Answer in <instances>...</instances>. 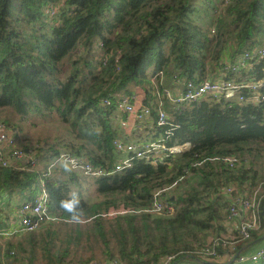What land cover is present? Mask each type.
<instances>
[{"label": "trees", "instance_id": "obj_1", "mask_svg": "<svg viewBox=\"0 0 264 264\" xmlns=\"http://www.w3.org/2000/svg\"><path fill=\"white\" fill-rule=\"evenodd\" d=\"M219 2L217 9L215 0H0V115L11 110L22 120L31 112L55 111L71 136L63 146L58 142L61 148L41 141L30 146L27 140L22 150L35 151L39 160L35 171L0 166V192L10 199L22 196L32 201L43 186L53 217L37 230L0 242V264H11L13 250L28 253L26 264H35L36 248L45 254L42 264H70L65 253L55 250L46 257V250L55 248L56 239L68 244L74 237L81 239L79 222L59 206L74 196L80 200V221L97 217L85 228L99 238L108 261L159 264L166 256H172V262L189 256L217 264L201 258L204 245L217 242L222 249L231 202L223 191L230 187L235 195L249 196L257 187L264 189L259 173L264 170V102L206 97L172 106L164 101L169 122L177 126L166 144L187 147L156 165L135 159L130 168L93 179L99 198L92 203L82 198L87 178L80 172L63 164L49 176L43 174L47 160L61 153L106 168L117 162L114 140L123 134L118 125H111L110 116L122 95L132 96L130 86L142 89L139 102L150 107L157 137L164 129L155 122L151 74L161 72L160 88L180 90L176 79L204 80L222 54L231 59L264 46V0ZM210 13L216 15L212 18ZM206 25L216 36H208ZM98 44L99 57L94 54ZM249 63V79L264 77V59ZM14 123L11 117H0V127L20 131ZM11 135L14 142L21 141L18 132ZM228 156L236 159L231 167L221 160ZM190 173L198 175L199 188L191 186L178 196L164 194L166 203L173 205L171 214L137 213L150 206L158 189ZM121 208L125 213L109 214ZM259 216L252 240L264 231V198ZM59 223L72 226L74 232L61 233L55 226ZM46 224L47 229L35 233ZM92 261L88 257L82 263Z\"/></svg>", "mask_w": 264, "mask_h": 264}, {"label": "built area", "instance_id": "obj_2", "mask_svg": "<svg viewBox=\"0 0 264 264\" xmlns=\"http://www.w3.org/2000/svg\"><path fill=\"white\" fill-rule=\"evenodd\" d=\"M211 34L214 33V28ZM101 48V44H98ZM252 59H264V46L254 48L251 51H245L241 54L234 55L233 58L227 59L225 54H222L218 61V76L213 79L206 77L200 82H194L179 78L174 81L175 84H181L180 90L172 91L170 88H160L163 84V77L161 72L153 73L149 76V81L153 85L151 95L156 101L155 122L156 125L164 129V132L159 136H154L151 140L146 139H129L127 134L122 135L121 138L114 140V146L119 153L117 162L109 168L96 166L92 162L75 155L61 153L53 159L47 161L46 172L43 176L47 177L59 166L66 164L71 170H75L83 174L86 178L96 179L105 177L117 172H121L130 168L135 159H144L153 165L161 163L170 155L180 152L187 145H173L167 146V141L172 135V130L177 127L169 122L168 114L163 108L164 101L178 106L182 103L197 102L206 97L219 100L221 98L226 100H233L239 103H258L264 102V77L258 80L249 79L248 71L251 69L250 61ZM248 70V71H247ZM245 72L241 75V72ZM239 79V80H237ZM245 91V93H244ZM137 98L132 95H122L118 101L117 109L123 113H132L139 122L145 121L150 116V107L141 105L135 107ZM107 103V102H106ZM122 127L123 124L121 123ZM10 130L5 127H0V166L11 167L19 170L35 171L39 160L36 158L35 151L20 150L15 147V142L12 138ZM230 167L235 163L236 159L228 156L221 159ZM50 178V177H49ZM181 178L178 179V181ZM177 181L171 185L158 189L155 192L154 200L150 206L138 210L137 212H149L153 214L168 213L171 214L173 205L166 203L167 199L164 194L175 187ZM43 185V182L42 184ZM38 191L36 197L32 201H24L19 205V220L17 226L10 229L0 230L2 236H19L28 231L39 229L44 223L53 219L50 214L48 203V193L43 186ZM264 190L263 187L255 188L249 196L235 195L232 188H225L223 191L225 195L229 196L231 202L228 204V219L241 217L242 221L237 226V240L224 241L221 243V248L224 250L228 247L232 250L233 260L237 262H248L250 264H259L264 262V248L257 249L248 255H241V253L234 254V247L236 241L246 242L251 238V232L258 229L260 226L259 209L261 199L257 197L259 191ZM125 209L121 208L118 211H110L111 216L116 214H123ZM118 212V213H117ZM105 217V214H102ZM97 217H88L87 219L95 220ZM84 219V220H87ZM84 220L79 221L82 223ZM219 245V244H218ZM216 244H207L203 247V257L215 261L221 255V250ZM240 255V256H239ZM172 256H166L159 264H171ZM110 264H117L114 260Z\"/></svg>", "mask_w": 264, "mask_h": 264}, {"label": "rangeland", "instance_id": "obj_3", "mask_svg": "<svg viewBox=\"0 0 264 264\" xmlns=\"http://www.w3.org/2000/svg\"><path fill=\"white\" fill-rule=\"evenodd\" d=\"M220 0H215V5L217 7V9H219L220 7ZM198 6L200 4H197ZM209 14V12H208ZM211 17L213 18L215 14H211ZM205 16L203 13H201V17L200 19H204ZM207 26V25H206ZM205 26V27H206ZM212 27L210 26L208 28V26L206 27V32L208 34L209 37H214L215 32L213 34H211V30ZM214 44V43H213ZM95 47V56L99 57L101 55L100 49ZM93 47V48H94ZM216 50V49H215ZM67 69L69 70L70 67L67 66ZM218 64L215 68H213V70L210 72V74H208V77L213 79L215 76H218ZM131 91L133 92L132 95L137 96V100L134 102L135 103V107L139 106V96L143 97V92L142 89L140 87H136L135 86H130ZM180 88V87H178ZM0 117H4V119H6L7 117H11L12 118V122H17V124L14 123V125L18 126L21 128L20 131H18L16 128L15 130L11 127H7L5 126L6 129L12 130V132H15L19 134L21 141L15 142V146L18 147L20 150H22V146H24L25 142L27 140H29L30 142H32V144H30V146H33V143H36L37 141H41L40 144L42 143H47L48 145L54 144L56 147H59V143H61V145L63 146V143L70 138V134H68V132L66 131L67 127L65 124H62L58 118V114L55 111H43L42 115L40 113L36 114L31 112L30 115H28L25 119H19L18 115L11 110H7V111H2ZM14 119V120H13ZM18 119V121H17ZM110 123L113 127H116L118 125V127L120 128V124L122 123L123 126L122 128L125 130L126 134L128 135L129 139L131 140H137V139H144V137H147L148 139L154 137L157 135V130L155 129L154 125H152V121H150L149 118H147L145 121H143L142 123L139 122L138 120L135 119L134 115L132 113H123L121 111H119L118 109H115L114 112L111 113L110 116ZM150 134L152 136H150ZM124 135V134H123ZM40 144H36L35 146H38ZM28 147V146H26ZM31 149V147L29 148ZM41 152L44 149H40ZM264 153V152H263ZM249 160V159H248ZM264 160V158L262 159ZM43 164V163H42ZM40 168V166H39ZM259 173L262 176V180H264V170H259ZM182 181H177L176 185H175V189L172 188L167 195H170L171 193H175L174 196H178V194H183L185 192L188 191V189L193 186V187H198L199 188V177L198 175H196L195 173H190L187 176H182ZM95 180H93L92 178H88L85 182V184H83L82 186V198L85 199L88 203H92L94 201H96V199L98 200L99 195L95 190ZM181 182V183H180ZM199 183V184H198ZM178 184H180V186L177 188ZM235 187L234 185H230ZM236 190V189H235ZM183 191V192H182ZM182 192V193H181ZM166 195V197H167ZM257 197H260V199L264 198V190L259 191V193L257 194ZM24 197H19V202H21L23 200ZM22 203V202H21ZM227 210H228V206H227ZM139 213V212H137ZM148 213V212H146ZM223 214V212H222ZM102 219H104V217H102ZM113 219V217H110L109 219L104 220V225H107L111 220ZM229 220V219H228ZM93 220L92 219H87L84 220L82 223H78L80 225V230H81V239L79 240L77 237H74V241L70 244L67 243V241L65 239H56V243H55V248L51 249V252L49 253L50 250H46L47 255L46 257H51L53 255V252L55 250H58V253H65L66 254V261L65 262H69L70 264H84L82 263V260L91 257L92 258V262H90L89 264H102L104 263V261L106 260L108 264H110L109 262H112V260L108 261L106 259V257L104 256V252H103V246L99 240V238L96 235H92L91 233L87 232V229L85 227H88L91 224ZM232 223V222H231ZM230 223V224H231ZM224 226L226 228V230L228 229V227L230 226V224L228 225V223L225 221ZM49 224H46L45 226H43L39 231H36L35 233H39L41 232V230H45L48 228ZM56 227H58L60 229L61 233H68L69 231H71L72 233L74 231H72V226H68L66 224H57L55 225ZM222 238L224 239H235L237 238V232H235L234 230H227V232H224L222 234ZM253 240H250L249 242H246V244L251 243ZM5 241H2V244ZM238 243V241H236V244ZM264 244V241H263ZM46 247L50 248L49 243L46 244ZM238 248L236 250H234V254L240 253L239 251H237ZM232 250H230L231 252ZM13 254L11 255V259L10 262L11 264H26V259H27V255L28 253L21 255V253L18 251L16 253L15 250H13ZM242 255V254H241ZM45 254L41 255V251L39 248H36L35 251V255L32 256L33 262L35 264H42L45 261ZM240 256V255H239ZM115 261H117L116 258H113ZM24 260V261H23ZM113 260V261H114ZM5 260L2 259V262H4ZM21 261H23L22 263H20ZM191 259H181L180 261L177 262V264H192ZM57 264H59V262L57 261ZM203 264V263H201Z\"/></svg>", "mask_w": 264, "mask_h": 264}, {"label": "crops", "instance_id": "obj_4", "mask_svg": "<svg viewBox=\"0 0 264 264\" xmlns=\"http://www.w3.org/2000/svg\"><path fill=\"white\" fill-rule=\"evenodd\" d=\"M117 129H118L120 134L126 133L122 127L117 128ZM10 133L13 134L12 130H10ZM150 136H152V135L150 134ZM152 138H154V137H152ZM152 138L148 139L146 137V139H148V140H151ZM19 201H20L19 197H12V199H10V198H8V195L5 191L0 192V230L10 229V228L17 226L18 220H19L18 208H19L20 203L24 201V198L21 202H19ZM259 218H260V216H259ZM241 221H242L241 217H235V218H232V219L226 221L228 223V225L232 222L227 230L232 229V230L236 231L237 226L241 223ZM255 230L257 231V229H255ZM259 234H260L259 237H257L256 239H253V241L249 244H246V242H249L252 239H249L246 242L239 240L238 243L236 244V246L238 247L237 251H239L241 254L242 253L248 254V253H251L253 251H256L257 249L264 248V244H263L264 231L262 233H259ZM15 237L16 236H14V235H11V236L0 235V242L2 243V241H6L8 239H13ZM233 256H235V255H233L230 252L227 253L226 250L222 249L220 257L217 258L214 262L217 264H228V263L234 261V264H250L247 261L239 263L236 260H233V258H234ZM186 258L193 260L192 264H201L202 263L200 260H197L198 258L193 259V258H190L189 256H181L179 258V260H176L174 262H176V264H177L178 261H180L181 259H186ZM174 262H172L171 264H173ZM259 264H264V262L263 263L261 262Z\"/></svg>", "mask_w": 264, "mask_h": 264}, {"label": "clouds", "instance_id": "obj_5", "mask_svg": "<svg viewBox=\"0 0 264 264\" xmlns=\"http://www.w3.org/2000/svg\"><path fill=\"white\" fill-rule=\"evenodd\" d=\"M59 206L61 208H63L66 212L71 214V220L73 222H79L80 221L81 217L77 212V209L80 206V200L78 197L74 196L68 200H61Z\"/></svg>", "mask_w": 264, "mask_h": 264}, {"label": "water", "instance_id": "obj_6", "mask_svg": "<svg viewBox=\"0 0 264 264\" xmlns=\"http://www.w3.org/2000/svg\"><path fill=\"white\" fill-rule=\"evenodd\" d=\"M173 264H176V262H174Z\"/></svg>", "mask_w": 264, "mask_h": 264}, {"label": "bare ground", "instance_id": "obj_7", "mask_svg": "<svg viewBox=\"0 0 264 264\" xmlns=\"http://www.w3.org/2000/svg\"><path fill=\"white\" fill-rule=\"evenodd\" d=\"M125 212V211H124Z\"/></svg>", "mask_w": 264, "mask_h": 264}]
</instances>
